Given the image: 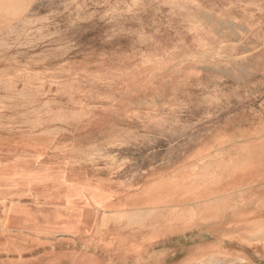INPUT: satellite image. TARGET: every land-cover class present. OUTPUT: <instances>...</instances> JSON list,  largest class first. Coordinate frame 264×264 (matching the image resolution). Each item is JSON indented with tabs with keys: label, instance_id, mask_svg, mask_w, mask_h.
<instances>
[{
	"label": "rangeland",
	"instance_id": "rangeland-1",
	"mask_svg": "<svg viewBox=\"0 0 264 264\" xmlns=\"http://www.w3.org/2000/svg\"><path fill=\"white\" fill-rule=\"evenodd\" d=\"M0 132L246 205L264 193V0H0ZM254 230L214 264H264Z\"/></svg>",
	"mask_w": 264,
	"mask_h": 264
},
{
	"label": "crops",
	"instance_id": "crops-1",
	"mask_svg": "<svg viewBox=\"0 0 264 264\" xmlns=\"http://www.w3.org/2000/svg\"><path fill=\"white\" fill-rule=\"evenodd\" d=\"M48 146L0 132V264H214L253 251L247 231L264 230L263 192L236 207L230 196L248 193L199 199L177 175L125 178Z\"/></svg>",
	"mask_w": 264,
	"mask_h": 264
},
{
	"label": "bare ground",
	"instance_id": "bare-ground-1",
	"mask_svg": "<svg viewBox=\"0 0 264 264\" xmlns=\"http://www.w3.org/2000/svg\"><path fill=\"white\" fill-rule=\"evenodd\" d=\"M40 169V168H39ZM50 169V168H49ZM61 182V181H60ZM9 187V186H8ZM53 192V191H52ZM18 193V192H17ZM6 209V208H5ZM54 210V209H53ZM6 212V210H5ZM44 212V211H43ZM262 234V233H261ZM256 235V234H255ZM214 255V254H213ZM222 256V255H221ZM217 257V256H216ZM211 259V258H210ZM220 260H223V259H220Z\"/></svg>",
	"mask_w": 264,
	"mask_h": 264
}]
</instances>
